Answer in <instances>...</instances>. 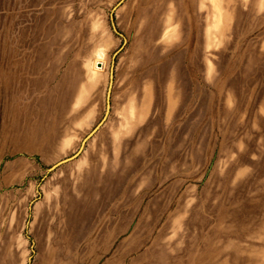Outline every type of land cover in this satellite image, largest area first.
Masks as SVG:
<instances>
[{"label":"rangeland","instance_id":"rangeland-1","mask_svg":"<svg viewBox=\"0 0 264 264\" xmlns=\"http://www.w3.org/2000/svg\"><path fill=\"white\" fill-rule=\"evenodd\" d=\"M0 264H264V0H0Z\"/></svg>","mask_w":264,"mask_h":264},{"label":"water","instance_id":"water-1","mask_svg":"<svg viewBox=\"0 0 264 264\" xmlns=\"http://www.w3.org/2000/svg\"><path fill=\"white\" fill-rule=\"evenodd\" d=\"M102 63H98L97 64V66L98 67H102ZM113 74V69H111V75ZM111 84H112V79H111ZM109 111H110V91H109V93H108V97H107V112H106V115L109 113ZM102 123V122H101ZM100 123V124H101ZM99 124V125H100ZM99 126H97V128H98ZM96 128V129H97ZM95 129V130H96ZM94 130V131H95ZM93 131V132H94ZM93 132H91L90 134H89V136L88 137H90L92 134H93ZM87 137V138H88ZM87 138H85V140L83 141V144L81 145V147H80V149L74 154V155H72V156H70V157H68V158H65V159H63V160H60L59 162H57L56 164H55V167H57V166H59V165H61V164H63V163H67V162H70V161H73L75 158H77V156H79V154L82 152V150H83V146H84V143H85V141L87 140Z\"/></svg>","mask_w":264,"mask_h":264}]
</instances>
